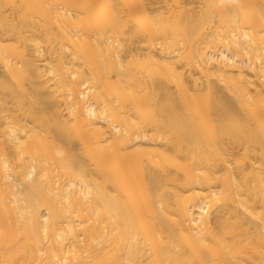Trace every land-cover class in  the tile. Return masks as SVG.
<instances>
[{
    "label": "bare ground",
    "instance_id": "6f19581e",
    "mask_svg": "<svg viewBox=\"0 0 264 264\" xmlns=\"http://www.w3.org/2000/svg\"><path fill=\"white\" fill-rule=\"evenodd\" d=\"M201 1L0 0V264H264V0Z\"/></svg>",
    "mask_w": 264,
    "mask_h": 264
},
{
    "label": "rangeland",
    "instance_id": "374dc122",
    "mask_svg": "<svg viewBox=\"0 0 264 264\" xmlns=\"http://www.w3.org/2000/svg\"><path fill=\"white\" fill-rule=\"evenodd\" d=\"M160 1H162V0H160ZM163 1H164V0H163ZM183 1H184V2H187L186 5H185L186 7H188V8L191 7L190 9H193V10L195 9L194 12H197V13H198V9L200 10V7H201V5H202V1H201V0H183ZM163 4H164V3H163ZM196 9H197V11H196ZM156 12H158V9L149 8V9L147 10L148 16H150V15L156 13ZM163 13H164V12H163ZM165 13H166V12H165ZM51 15H52V16L48 19L47 23H48V25H49L50 27H52V28H56L58 19H57L56 15H54V12H52ZM135 61H136V60L127 61V62H126V65H127L130 69H132V71H135L136 73H138L137 70H138V68L140 67V64H139L138 62H135ZM2 70H3V69H2L1 66H0V77L3 76V74H1V73H2ZM138 74H139V73H138ZM204 79H205V77L202 76V77H201V80H204ZM211 79H215V76L212 75ZM206 102H207V96H206L205 91H204V92L202 93V96L200 97V99L194 101L193 103H194L195 105H198V107L203 108V107L205 106ZM36 105H37V106H40L39 103H36ZM237 150H239V158H240V159H243V149H242V148H237ZM260 163H261V161H259V160H256V161H255V165H258V164H260ZM232 166L236 167V164L233 163ZM240 264H248V261H242Z\"/></svg>",
    "mask_w": 264,
    "mask_h": 264
}]
</instances>
